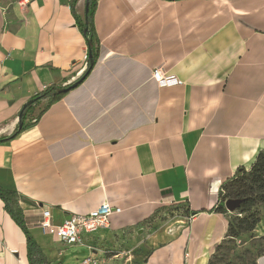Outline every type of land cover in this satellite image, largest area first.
Returning a JSON list of instances; mask_svg holds the SVG:
<instances>
[{
    "label": "crops",
    "instance_id": "0c3cea01",
    "mask_svg": "<svg viewBox=\"0 0 264 264\" xmlns=\"http://www.w3.org/2000/svg\"><path fill=\"white\" fill-rule=\"evenodd\" d=\"M71 2L0 0V138L14 132L33 97L86 72L76 22L86 0L75 13ZM97 2L96 66L38 122L0 144V187L26 199L27 226L49 264L88 257L125 264L137 226L181 204L200 213L180 216L140 264H208L228 229L225 215L208 211L264 148V0ZM156 69L181 84L159 87ZM48 103L41 100L27 122ZM104 203L120 212L82 244L65 246L39 225L43 209L59 226ZM26 241L0 199V264H30ZM108 250L118 254L107 258Z\"/></svg>",
    "mask_w": 264,
    "mask_h": 264
},
{
    "label": "trees",
    "instance_id": "16d2710c",
    "mask_svg": "<svg viewBox=\"0 0 264 264\" xmlns=\"http://www.w3.org/2000/svg\"><path fill=\"white\" fill-rule=\"evenodd\" d=\"M78 0H72L71 7L75 13V5ZM87 10L84 18L78 17L76 14L77 26L83 33L87 43L88 68L84 75L74 84L65 87L51 85L44 91L36 95L29 101L21 110L19 115V123L14 132L8 136L0 138V144L9 142L22 133L25 129L38 122L44 112L53 103L61 100L66 94L80 86L90 75L96 66L100 56V43L96 35L94 26V15L98 6L97 0H86ZM44 99H48L47 107L35 118V122H27L33 114L37 104ZM0 199L4 203L6 212L16 222L20 229L27 237V254L30 264H49L41 247L34 239L29 231L26 223L22 202H27L17 191L6 190L0 187ZM229 199L243 200L240 208L237 210L239 216L231 220L230 213L225 207V203ZM180 213L182 217H192L200 212L191 211L188 204L171 205ZM163 206L157 209L154 214L144 223L137 227L143 226L152 222L165 208ZM173 208V207H172ZM264 209V148L261 149L250 167H240L237 169L233 177L229 178L221 187L219 200L216 206L209 210L210 213H218L226 216L228 220L227 233L231 236H239L242 232L253 231L261 220L259 209ZM210 264V263H209Z\"/></svg>",
    "mask_w": 264,
    "mask_h": 264
},
{
    "label": "rangeland",
    "instance_id": "374dc122",
    "mask_svg": "<svg viewBox=\"0 0 264 264\" xmlns=\"http://www.w3.org/2000/svg\"><path fill=\"white\" fill-rule=\"evenodd\" d=\"M259 211L261 220L256 228L251 232H242L236 237L226 234L220 244L215 247L208 264H262L261 259L264 258V209L260 208ZM229 213L231 220L239 216L238 211ZM179 217L180 213L177 209H174V206H169L152 222L144 225L143 229L141 228L142 231H136L135 247L127 250L129 253L124 254L125 260L123 262L125 264H140L142 258L145 256L144 254L148 253V248L153 243H159L165 240L167 237L166 233H170V229H174ZM124 235L129 237L130 231H125ZM116 239L119 240V237L117 236ZM143 239H146L145 242ZM149 239L151 242H148ZM143 242L148 247L143 249L141 246ZM122 248L125 250V246L122 245L119 249L122 250ZM114 251L108 250L105 256L110 258L118 254Z\"/></svg>",
    "mask_w": 264,
    "mask_h": 264
},
{
    "label": "built area",
    "instance_id": "2783aa9c",
    "mask_svg": "<svg viewBox=\"0 0 264 264\" xmlns=\"http://www.w3.org/2000/svg\"><path fill=\"white\" fill-rule=\"evenodd\" d=\"M152 76L161 88L181 84L180 79L176 76L166 75L160 69L154 70ZM118 212H120V209H115L109 203H104L89 214L73 215L61 225L56 226L52 222L50 209H43L42 220L39 225L45 232L55 233L63 245L73 246L82 244L84 236L109 228L110 217ZM82 264H98V261L93 257H88Z\"/></svg>",
    "mask_w": 264,
    "mask_h": 264
},
{
    "label": "water",
    "instance_id": "95a60500",
    "mask_svg": "<svg viewBox=\"0 0 264 264\" xmlns=\"http://www.w3.org/2000/svg\"><path fill=\"white\" fill-rule=\"evenodd\" d=\"M169 1H177V0H169ZM87 8L88 7H87V3H86V10H87ZM242 202H243V200H240V199H229L226 201L225 207L229 212L233 213L240 208Z\"/></svg>",
    "mask_w": 264,
    "mask_h": 264
},
{
    "label": "bare ground",
    "instance_id": "6f19581e",
    "mask_svg": "<svg viewBox=\"0 0 264 264\" xmlns=\"http://www.w3.org/2000/svg\"><path fill=\"white\" fill-rule=\"evenodd\" d=\"M261 263L264 264V258L261 259Z\"/></svg>",
    "mask_w": 264,
    "mask_h": 264
}]
</instances>
